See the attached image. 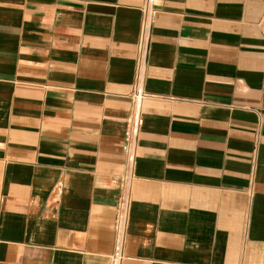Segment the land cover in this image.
<instances>
[{"label":"crops","instance_id":"crops-1","mask_svg":"<svg viewBox=\"0 0 264 264\" xmlns=\"http://www.w3.org/2000/svg\"><path fill=\"white\" fill-rule=\"evenodd\" d=\"M147 0H0V264H108ZM122 264H264V0H156Z\"/></svg>","mask_w":264,"mask_h":264},{"label":"built area","instance_id":"built-area-1","mask_svg":"<svg viewBox=\"0 0 264 264\" xmlns=\"http://www.w3.org/2000/svg\"><path fill=\"white\" fill-rule=\"evenodd\" d=\"M155 1L156 0H147L143 13L139 41L136 88L133 92L134 111L130 118V129L126 136L124 145L126 165L122 176L121 194L116 206L115 246L108 264H122L125 257L124 246L127 237V226L130 214L132 182L135 177L134 169L137 160V147L142 124L141 107L143 97L146 96L142 84L146 73L147 59L152 39V30L157 13Z\"/></svg>","mask_w":264,"mask_h":264}]
</instances>
